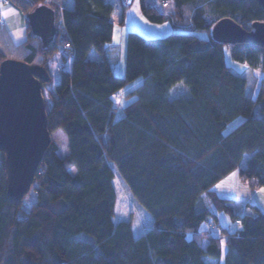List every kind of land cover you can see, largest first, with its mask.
I'll return each mask as SVG.
<instances>
[{"label": "trees", "instance_id": "16d2710c", "mask_svg": "<svg viewBox=\"0 0 264 264\" xmlns=\"http://www.w3.org/2000/svg\"><path fill=\"white\" fill-rule=\"evenodd\" d=\"M118 1L122 23L131 4ZM8 2L25 15L45 4L62 19L46 46L27 24L24 39L14 43L0 22V61L17 58L48 72V82L41 81L48 129L65 133L68 152L60 155L51 140L29 191L11 200L0 149V264H208L206 257L264 264V212L249 204L253 212L237 213L231 199L212 189L246 154L239 178L251 189L264 187V117L254 113L258 106L264 114V79L253 97L246 78L224 59L227 47L233 59L264 68V47L211 37L225 16L250 30L264 21V8L255 0H140L147 20L168 21L172 30L153 38L129 31L118 76L109 58L112 3L73 0L59 9L51 0ZM91 49L95 59L87 57ZM59 50L70 52L71 66L52 87L47 65ZM137 80L118 110L115 97ZM237 116L242 120L225 132ZM115 172L152 217L140 235L130 219L112 220ZM216 212L234 227L220 224ZM206 222L223 236L203 228Z\"/></svg>", "mask_w": 264, "mask_h": 264}, {"label": "water", "instance_id": "95a60500", "mask_svg": "<svg viewBox=\"0 0 264 264\" xmlns=\"http://www.w3.org/2000/svg\"><path fill=\"white\" fill-rule=\"evenodd\" d=\"M264 8V0H255ZM130 5L133 0H122ZM27 25L44 46L55 34L54 10L45 4L27 13ZM211 37L222 44L253 43L264 47V21H254L251 29L230 17H222L211 27ZM49 74L39 65L15 58L0 61V149L4 152L7 194L18 200L27 193L43 154L51 143L41 81Z\"/></svg>", "mask_w": 264, "mask_h": 264}, {"label": "rangeland", "instance_id": "374dc122", "mask_svg": "<svg viewBox=\"0 0 264 264\" xmlns=\"http://www.w3.org/2000/svg\"><path fill=\"white\" fill-rule=\"evenodd\" d=\"M113 4L114 9L111 15V20L113 24L112 38L109 42V58L110 62L113 65V72L115 75L122 76L125 72V52H126V36L129 31L141 32L145 37H162L171 32L172 28L168 21L163 23H155L147 20L140 13V0H133L131 5L127 8L125 12V17L127 23H130L129 26H121V8L118 0H106ZM59 9L61 6L70 8L73 6V0H51ZM157 6L162 8L160 2H157ZM169 8V7H168ZM164 9V8H162ZM167 10V9H166ZM21 12V11H20ZM22 16L25 18V14ZM1 15V13H0ZM7 28L16 27L18 23V17L14 14L6 15ZM140 16V17H139ZM140 18L144 20L147 24L144 25L142 22H139ZM2 20L5 17L2 15ZM56 29L61 31L62 19L57 17L55 20ZM61 33V32H60ZM196 35L200 37H205L207 35L206 31H197ZM113 50V51H112ZM62 50L56 52L53 56L50 57L48 61V70L52 75V82L49 86H54L60 81V73L63 70L70 69L71 66V55L70 52L64 51L63 55L61 54ZM224 59L226 64L237 74H241L247 80V89L246 92L253 97L256 96L259 84L261 79H264V68L260 65L256 68L251 67L247 61H237L233 59L230 55V52L227 47H224ZM87 57L89 59H95L96 53L94 49L89 50ZM12 58V57H9ZM17 59V58H15ZM139 80L129 83L124 88L119 91L120 96L115 97V102L117 106L120 107L126 103L124 97V92L134 88L138 84ZM179 91L186 93L187 87L184 83L180 82L177 84ZM128 101V100H127ZM254 113L256 116L264 117V114L258 111V106L255 107ZM242 116H237L232 121H230L226 128L225 132L232 129L236 124L242 120ZM51 140L56 144L58 152L60 155H65L68 152L67 148V137L65 133L60 129H54L50 132ZM248 157L246 154L239 167L233 169L229 174L217 182L212 189L215 190L219 196L231 197L234 201L231 203L234 208V211L237 213H251L253 212L249 204H256L259 209L264 212V187L258 189H251L247 184H245L238 176V171L241 166H244L245 159ZM74 172V168H70ZM113 185L116 193V203L114 207V216L112 218L113 222L116 223L120 220H131V227L134 235L142 234L146 227L152 222V217L144 209H142L130 195L126 184L121 180V178L115 172V177L113 179ZM32 193L29 192L25 198V202L29 204V200L32 199ZM219 223L225 224L229 227L233 226V223L230 217L227 214L222 212H217ZM145 229V230H144ZM78 239H85L93 241L92 237L86 233H79L76 235ZM224 254V249H223ZM223 256V255H222ZM206 262L208 264H223L224 259L221 257L218 263L213 259L206 257Z\"/></svg>", "mask_w": 264, "mask_h": 264}, {"label": "crops", "instance_id": "0c3cea01", "mask_svg": "<svg viewBox=\"0 0 264 264\" xmlns=\"http://www.w3.org/2000/svg\"><path fill=\"white\" fill-rule=\"evenodd\" d=\"M126 12V11H125ZM0 13H1V15H0V22L2 23V25L7 29V31H8V34H9V36H10V38H11V40L14 42V43H19V42H21L23 39H24V37H25V31H26V24H27V17L25 16V18L22 16L23 14H21V12H20V10L17 8V7H15L14 5H12L11 3H9V2H7V3H1V1H0ZM140 13H141V11H140ZM9 14H14V15H17V17H18V23H17V25H16V27H8L7 28V23H6V20H7V16L6 15H9ZM2 15L5 17V19L4 20H2L1 18H2ZM142 15V14H141ZM140 17V16H139ZM140 21L139 22H142V21H144V20H142V18H140L139 19ZM120 23V22H119ZM144 25H146L147 26V24H146V22L144 21V22H142ZM114 24V23H113ZM121 24V26H129L130 25V23H127V20H126V17H125V15H124V19H123V22L122 23H120ZM7 25V26H6ZM138 33H140L142 36H143V33H141L140 31L138 32ZM145 37V36H144ZM145 38H153V37H145ZM110 47V46H109ZM113 51V50H112ZM112 67H113V65H112ZM217 193V192H216ZM218 194V193H217ZM221 197H224V198H228V199H231L232 201H234L231 197H225V196H221ZM205 202H206V200H205ZM217 213V212H216ZM223 213V212H222ZM244 213H246V212H244ZM219 214L217 213V216H218ZM152 223V222H151ZM150 223V224H151ZM208 223L209 222H206V223H204L203 224V228H205V229H207L208 230ZM223 226H226L227 228H229V230H231V228H233L234 227V224H233V226H231V227H229V226H227V225H225V224H222ZM209 232L210 233H212V234H215V235H219V236H223L221 233H220V231H219V229L218 228H216L215 226H211L210 227V229H209ZM224 253H225V250H224Z\"/></svg>", "mask_w": 264, "mask_h": 264}, {"label": "built area", "instance_id": "2783aa9c", "mask_svg": "<svg viewBox=\"0 0 264 264\" xmlns=\"http://www.w3.org/2000/svg\"><path fill=\"white\" fill-rule=\"evenodd\" d=\"M0 1H1V3H7L8 2V0H0ZM162 5H166V2L165 1H162ZM235 223L236 224H240V220L239 219L235 220ZM208 226L210 227L211 225L208 224Z\"/></svg>", "mask_w": 264, "mask_h": 264}]
</instances>
